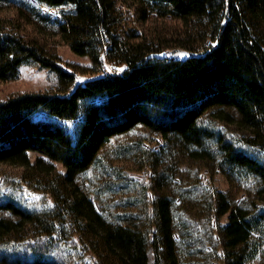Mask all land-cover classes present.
Here are the masks:
<instances>
[{"label":"trees","instance_id":"16d2710c","mask_svg":"<svg viewBox=\"0 0 264 264\" xmlns=\"http://www.w3.org/2000/svg\"><path fill=\"white\" fill-rule=\"evenodd\" d=\"M36 1L59 10L60 38L91 60L92 76L78 82L0 20L1 82L36 63L71 84L0 100V165L23 169L1 205L17 219L0 220V264H208L179 249L174 201L157 189L154 147L172 134L202 149L196 159L219 157L245 193L232 205L211 190L215 264L264 252V0ZM154 19L179 27L152 32ZM216 107L215 122L245 135L217 137L202 123ZM139 124L160 137L111 145Z\"/></svg>","mask_w":264,"mask_h":264},{"label":"rangeland","instance_id":"374dc122","mask_svg":"<svg viewBox=\"0 0 264 264\" xmlns=\"http://www.w3.org/2000/svg\"><path fill=\"white\" fill-rule=\"evenodd\" d=\"M0 20L4 23V27L17 28L27 38L37 41L49 53L60 58L69 70L78 74V82H83L92 76L86 69L92 66L91 60L77 56L61 40L62 18L59 10L49 9L36 0H0ZM177 27H179L178 22L161 19H154L147 26L152 32ZM70 85V83H62L56 73L31 63L22 67L20 76L16 80L0 81V100L24 93L65 92ZM217 109V107L210 109L202 123L215 131L217 137L225 134L231 137L245 135L246 132L237 126L215 122L211 114ZM226 110L237 114L233 109ZM68 125L75 133L77 121L68 122ZM145 136L159 138L160 134L139 124L129 132L113 137L111 145L134 141ZM154 150L157 189L160 194L170 196L174 201L179 249L199 262L209 261L208 264H215L212 254L221 241V233L217 218L210 207L213 201L211 190L214 188L227 192L232 205L243 203L245 193L240 191L238 186L232 185L227 172L220 166L219 157L215 155L212 159L209 156L196 159L192 153L195 150L203 152L202 149L187 144L176 134H172L167 142L162 140L161 146L154 147ZM32 156L35 158L37 155ZM22 172V168L0 165V220L17 219L10 210L1 205L12 193V178H19ZM95 176V171L91 170L83 179H91ZM248 264H264V252Z\"/></svg>","mask_w":264,"mask_h":264},{"label":"water","instance_id":"95a60500","mask_svg":"<svg viewBox=\"0 0 264 264\" xmlns=\"http://www.w3.org/2000/svg\"><path fill=\"white\" fill-rule=\"evenodd\" d=\"M168 57H169V55L167 52L152 54L150 56L151 59H160V60H166V59H168Z\"/></svg>","mask_w":264,"mask_h":264}]
</instances>
